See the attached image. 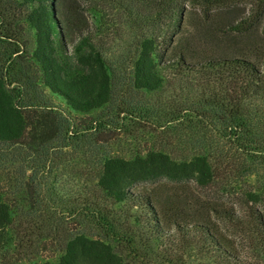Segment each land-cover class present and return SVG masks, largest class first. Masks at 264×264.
<instances>
[{"label":"rangeland","instance_id":"obj_1","mask_svg":"<svg viewBox=\"0 0 264 264\" xmlns=\"http://www.w3.org/2000/svg\"><path fill=\"white\" fill-rule=\"evenodd\" d=\"M176 2L45 0L56 20V58L71 61L94 47L109 68V102L100 109L74 111L44 85L42 66L33 56L36 30L26 13L36 4L0 0L4 25L24 47L22 61L29 64L33 98L63 112L76 132L67 139L58 133L59 119L48 108L29 109V128L21 143L0 141V193L12 217L11 226L0 232V264H58L69 239L100 237L86 215L94 202L126 216L123 205H110L97 187L103 160H132L149 152H163L177 162L204 156L214 181L201 187L190 179L165 176L134 182L133 192L155 200L163 231L161 239H137L136 255L123 253L126 264H205L195 244H184L173 227L175 222L191 225L196 220L220 226L247 264H264V249L256 241L234 236L239 229L219 225L215 211L244 214L252 208L264 215V159L248 157L235 143L218 137L212 117L206 121L194 114L200 93L196 81L165 75L162 86L151 92L136 88L133 77L145 40L161 45L163 61L175 54L188 63L208 58L253 60L264 54V0ZM255 116L264 142V109ZM121 225L132 228L130 221ZM114 246L119 252L124 249Z\"/></svg>","mask_w":264,"mask_h":264},{"label":"trees","instance_id":"obj_2","mask_svg":"<svg viewBox=\"0 0 264 264\" xmlns=\"http://www.w3.org/2000/svg\"><path fill=\"white\" fill-rule=\"evenodd\" d=\"M176 1L178 6L183 0ZM25 2L36 4L27 11L26 20L36 30L33 56L42 66L44 85L62 97L74 111L104 107L111 99L112 89L109 68L102 54L90 47L71 61H59L54 46L56 20L51 9L44 4L45 0ZM4 19L0 12V141L21 143L29 128L27 110L40 108H48L49 113L58 117V133L72 139L76 132L71 119L33 98L29 64L22 61L24 47L4 25ZM164 51L152 40L144 41L134 61L135 87L157 91L165 75L196 81L200 93L194 114L206 121V117H212L217 121L212 131L218 137L235 143L248 157L264 159V142L255 122V113L264 109V54L256 55L253 60L246 57L208 58L188 63L182 54L163 61ZM101 166L97 187L110 205H123L126 216L117 215L107 210V206L94 202L86 215L91 216L100 237L76 235L69 239L58 264H126L123 253L136 255L137 239L146 235L149 239H161L163 222L156 202L149 194L133 192L130 187L134 182L165 176L190 179L201 187L214 181L210 162L204 156L177 162L163 152H149L132 160L110 157L104 159ZM215 211L219 225L227 223L229 230L239 229L241 232L234 236L242 235L247 243L256 241L264 249V215L259 210L251 208L244 214ZM129 221L132 228L126 230L121 223ZM11 223L9 206L0 193V232L7 230ZM135 224L140 225V231ZM173 227L184 244H195L205 264L248 263V259L234 249L233 241L221 234L220 226L214 223L196 220L191 225H180L175 222ZM114 245L124 249L119 252Z\"/></svg>","mask_w":264,"mask_h":264}]
</instances>
